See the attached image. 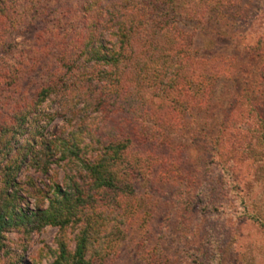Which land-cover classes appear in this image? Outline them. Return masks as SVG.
I'll use <instances>...</instances> for the list:
<instances>
[{"label":"trees","instance_id":"1","mask_svg":"<svg viewBox=\"0 0 264 264\" xmlns=\"http://www.w3.org/2000/svg\"><path fill=\"white\" fill-rule=\"evenodd\" d=\"M236 1L0 0V61L11 55L13 37L25 33L32 20L43 26L27 52L22 50L15 63L0 66V95L9 101L6 118L0 121V246L3 234L13 228L29 234L50 226L57 235L49 264H102V242L116 217L137 200V183L173 180L179 171L180 162L167 152L168 146L145 127L151 110L140 90L149 87L155 97L166 96L172 107L179 104L184 111L194 108L193 96H206V90L199 95L192 87L203 86L198 75L207 64L193 58L189 38L172 22L188 15L203 18L209 11L223 16L235 9ZM47 3L55 7L48 9ZM40 60L48 64L40 66L42 74L27 98L22 84L32 83L29 76ZM257 76L262 90L254 93L243 113H229L214 143L240 132L264 142L258 110L264 109V59ZM51 98L60 107L42 116L67 114L71 130L65 139L36 142L33 135L14 145L33 125L37 107ZM184 98L192 103H182ZM86 113L95 115L90 123H85ZM242 115L247 122L237 125ZM56 154L63 165L79 166L80 173L66 178L64 188L17 182L20 166L46 175ZM28 198L33 209L27 207ZM105 226L108 230L101 231ZM74 228L69 250L64 236Z\"/></svg>","mask_w":264,"mask_h":264},{"label":"rangeland","instance_id":"2","mask_svg":"<svg viewBox=\"0 0 264 264\" xmlns=\"http://www.w3.org/2000/svg\"><path fill=\"white\" fill-rule=\"evenodd\" d=\"M235 5L223 16L209 11L203 18L188 15L172 22L189 38L193 58L207 64L196 73L203 86L192 87L199 95L206 90V96H193L194 108L184 111L179 104L172 107L166 96L155 97L149 87L140 90L151 110L145 127L168 146L167 152L180 162L179 171L173 180L144 179L134 185L137 200L113 221L109 238L102 242V264H264V142L255 134L240 132L214 143L229 113L247 109L263 86L257 72L264 59V0H237ZM41 27L32 20L25 33L15 35L16 46L11 55L1 58L0 66L15 63L22 50L27 52ZM104 39L113 41L106 34ZM46 61L40 60L29 76L31 84H22L25 97L32 96ZM192 101L184 98L182 103ZM8 102L0 95V121L6 118ZM59 107L52 98L43 101L33 113L37 116L33 125L15 138L14 145L33 135L36 142L65 139L71 130L67 114L42 116ZM258 110L264 120V109ZM86 114L85 123H90L95 115ZM242 122H247L244 115L237 125ZM78 167L56 160L42 175L24 165L16 179L22 186L30 181L64 188L66 178L80 173ZM40 204L45 208L47 202ZM33 205L28 198L27 207ZM76 230L64 236L69 250ZM56 232L50 226L29 234L21 228L5 232L0 264H49L56 251Z\"/></svg>","mask_w":264,"mask_h":264}]
</instances>
